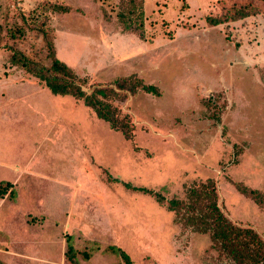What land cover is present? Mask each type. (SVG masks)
I'll return each mask as SVG.
<instances>
[{
	"label": "rangeland",
	"instance_id": "1",
	"mask_svg": "<svg viewBox=\"0 0 264 264\" xmlns=\"http://www.w3.org/2000/svg\"><path fill=\"white\" fill-rule=\"evenodd\" d=\"M242 4L262 10L208 21ZM42 25L86 91L132 74L157 86L113 98L130 138L12 63L15 49L51 62ZM0 27V181L14 188L0 196L1 264H125L112 244L135 264H242L178 222L167 201L213 179L225 214L264 238V204L237 187L264 191V2L0 0Z\"/></svg>",
	"mask_w": 264,
	"mask_h": 264
},
{
	"label": "trees",
	"instance_id": "2",
	"mask_svg": "<svg viewBox=\"0 0 264 264\" xmlns=\"http://www.w3.org/2000/svg\"><path fill=\"white\" fill-rule=\"evenodd\" d=\"M135 0H129V2ZM257 1L264 0H252ZM121 9L118 13L119 20L123 23L128 22L130 12ZM129 8V6H128ZM133 8L138 9L135 2ZM131 8L132 10H134ZM140 8V7H139ZM141 10V9H140ZM262 9L253 4L239 5L231 15L226 17L210 16L208 21L213 25L223 22L248 18L251 15L259 13ZM135 13V12H134ZM128 17V18H127ZM139 25L143 27V11L137 14ZM44 38L47 41L51 62L45 64L33 56L26 54L22 50L15 49L11 55L12 63L21 66L32 76L38 78L54 94L67 95L82 100L85 105L90 107L97 117L108 121L112 128L121 130L127 138L132 136V125L130 117L127 114L121 115L120 108L114 104L113 98L117 95L118 89H130L132 92L139 88L147 92L159 94L157 86L146 84L136 74L125 76L116 80V87L113 85H97L91 91L83 88L85 79L80 77L77 72L65 61L61 60L55 52L54 40L49 32L40 26ZM135 32V31H130ZM15 34V32L13 33ZM12 34V35H13ZM14 36V35H13ZM4 36L0 27V48L4 45ZM132 83L127 86V83ZM4 183V184H3ZM0 196L7 194L9 197L14 195V188L9 181H0ZM238 189L245 195L253 198L260 204H264V191L252 188L246 184L238 183ZM145 193L154 194L161 203L166 202V198L160 192L154 191L147 187H135ZM9 190V191H8ZM168 208L176 212L178 222H183L196 231L209 233L215 246L236 262L242 264H264V238L252 226L240 225L232 221L223 211L218 202V192L216 182L208 179L200 183H195L187 188L185 198H171L167 201ZM93 242L92 244H94ZM91 245V244H90ZM89 245V246H90ZM96 249V248H95ZM99 249V248H98ZM94 249L85 248L82 252L84 258H90ZM109 253H115L124 258L125 264H135L131 256L117 245L106 247ZM66 257L74 262L76 249L68 237V246L65 252ZM1 264V260H0Z\"/></svg>",
	"mask_w": 264,
	"mask_h": 264
}]
</instances>
